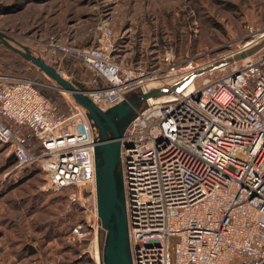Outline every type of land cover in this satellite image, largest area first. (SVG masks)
Here are the masks:
<instances>
[{"label": "built area", "instance_id": "obj_1", "mask_svg": "<svg viewBox=\"0 0 264 264\" xmlns=\"http://www.w3.org/2000/svg\"><path fill=\"white\" fill-rule=\"evenodd\" d=\"M97 45L50 39L49 54L82 61L87 90L103 108L147 83L169 81L217 61L194 90L138 111L121 137L126 210L134 264H264V55L237 58L264 38H251L209 63L167 49L150 67L114 57L113 31L104 25ZM240 61H243L239 64ZM39 81L0 72V144L14 169L46 171L52 188L68 189L66 208L87 211L68 239L87 243L100 264L95 192L96 132L85 109L63 112Z\"/></svg>", "mask_w": 264, "mask_h": 264}, {"label": "rangeland", "instance_id": "obj_2", "mask_svg": "<svg viewBox=\"0 0 264 264\" xmlns=\"http://www.w3.org/2000/svg\"><path fill=\"white\" fill-rule=\"evenodd\" d=\"M104 25L113 31L115 59L125 64L150 67L169 48L183 59L193 57L207 64L242 46L251 38V27L264 30V0H0V29L49 63L54 61L46 49L50 39L76 46L97 45ZM259 50L255 57L264 55V46ZM5 52L0 48L4 55L0 68L18 61ZM58 55V70L70 80L82 81L79 74L85 71L79 61ZM19 63L23 69L30 66ZM225 68L215 69L214 75L227 73L231 64ZM201 77L196 78V84ZM37 79L45 90L55 92L47 97L63 112L71 111L76 102L70 93L51 78L54 82ZM12 153L9 146L0 144V231L8 235L3 239L11 243L19 238L23 242L39 238L37 246L50 248L47 256L55 258L54 264L69 261L67 253L56 254L61 250L78 253L74 257L80 259L79 264H92L84 252L86 241L68 239L76 220L81 214L86 218L87 211L78 207L69 213L68 189L52 188L46 171L39 166L14 169ZM91 198L89 210L96 204V196L91 194ZM55 223L61 225L59 235L46 244L45 230Z\"/></svg>", "mask_w": 264, "mask_h": 264}, {"label": "water", "instance_id": "obj_3", "mask_svg": "<svg viewBox=\"0 0 264 264\" xmlns=\"http://www.w3.org/2000/svg\"><path fill=\"white\" fill-rule=\"evenodd\" d=\"M0 42L34 63L56 81L61 90L70 93L75 102L85 109L96 132L95 192L100 264H134L126 210L121 137L138 111L149 104L175 100L191 93L195 88L196 78L218 68L226 61L214 62L173 80H156L147 83L142 89L126 93L118 103L103 108L86 90L77 87L58 70L59 60H55V57H53L54 61L49 63L41 55L35 54L30 46L13 44L14 38L1 29ZM262 46H264V38L236 57L253 55Z\"/></svg>", "mask_w": 264, "mask_h": 264}, {"label": "trees", "instance_id": "obj_4", "mask_svg": "<svg viewBox=\"0 0 264 264\" xmlns=\"http://www.w3.org/2000/svg\"><path fill=\"white\" fill-rule=\"evenodd\" d=\"M14 40H15V42H13V44H15V45L17 43L23 44L20 40H17L16 38H14ZM0 48H1V52L4 53V54H6L5 51H7V54L10 55V59H12V60L17 59L19 62L21 61L23 63H27V64L30 65L28 67V69H23L21 67V64L18 61L14 60V62L13 61H10L9 64L4 65L3 67L1 66L0 72L6 73V74H11V75H16V76H21V77L30 78V79H33V80H36V81L39 80L37 78H40V79H43V80H47V81L54 82L47 75L43 74L41 72V69H39L34 63H32L31 61H28L22 55H20L19 53L13 51L12 49H10L9 47L5 46L1 42H0ZM3 50H5V51H3ZM3 57H4V55H2L0 53V61L2 59H4ZM72 59H75V58H72ZM75 60L79 61V63L81 64L82 68L84 69L85 73L83 72V74H79L80 77H82V81H75V80H71V81L77 87H79V88H81L83 90H89V89H91L93 86L88 82L89 81V78H90V71H89V69L87 68V66L82 61H80L78 59H75ZM34 72L36 73V75L34 74ZM38 88L46 96H52V95H54L52 93H55V92H48V90H45V88H43L41 86H38ZM16 162H17V159H16L14 153H12V160H11L12 166H14L16 164ZM78 207L79 206H76L75 208H72L68 212L69 213H75L76 212V209ZM81 212L83 213L82 208H81ZM81 216L82 217H80V218H78L76 220V223L82 222L85 219L83 214H81ZM51 222L54 223L55 220H53ZM60 226L61 225H59V223H55L53 225L50 224L46 228L45 234L43 235V238L47 240V241H45L46 244L52 243L53 241H50L51 239H56L54 237H55V235H59L58 233H59ZM39 230L41 231V229H39ZM5 234L7 235V233L0 231V236H4ZM11 238H14V237H11ZM30 240H32V242L31 241H24L23 242L19 238L17 241H12L11 243L14 244V245H17V244L20 245L19 246V250L22 251V252H26L28 255L37 254V253H38V256H39V254L42 255V256L47 255V253H48V251H49L50 248L47 249V250H43L41 245L40 246H37L36 242H38V241L37 240L35 241V238H34V240H33V238H30ZM19 250H16V251L18 252ZM60 252L67 253V256L70 259H69V261H63L62 263H59V264H79L80 259L78 257H74L76 254L78 255V253H75V251L69 252L67 250H63V251L61 250V251H58L56 253H60ZM86 259H87V262L90 261L92 264H95L94 260H92L88 255H86ZM81 260H83V259H81Z\"/></svg>", "mask_w": 264, "mask_h": 264}, {"label": "crops", "instance_id": "obj_5", "mask_svg": "<svg viewBox=\"0 0 264 264\" xmlns=\"http://www.w3.org/2000/svg\"><path fill=\"white\" fill-rule=\"evenodd\" d=\"M7 236L6 234L0 236V264H54L55 258L54 260L48 259L53 256H42L40 254L38 256V253L28 255L26 252L19 250L20 245H14L3 239ZM16 246L18 247L16 248ZM16 250L19 251L17 252ZM56 254L60 255V253Z\"/></svg>", "mask_w": 264, "mask_h": 264}]
</instances>
